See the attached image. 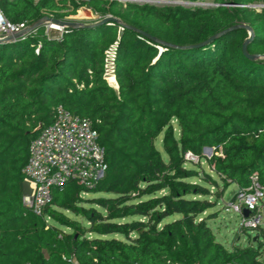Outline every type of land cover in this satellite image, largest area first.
Wrapping results in <instances>:
<instances>
[{"label": "trees", "instance_id": "1", "mask_svg": "<svg viewBox=\"0 0 264 264\" xmlns=\"http://www.w3.org/2000/svg\"><path fill=\"white\" fill-rule=\"evenodd\" d=\"M84 1L116 20L50 36L41 25L0 42V264H264V222L252 228L257 239L232 249L208 223L219 180L245 188L257 172L264 186V7L249 6L264 0ZM81 5L0 0L8 19L29 24L65 20ZM238 25L246 27L189 47ZM247 26L256 58L244 53ZM112 47L117 88L105 77ZM58 106L92 121L108 167L92 187L54 190L37 215L23 203V169ZM203 158L218 179L199 173Z\"/></svg>", "mask_w": 264, "mask_h": 264}, {"label": "built area", "instance_id": "2", "mask_svg": "<svg viewBox=\"0 0 264 264\" xmlns=\"http://www.w3.org/2000/svg\"><path fill=\"white\" fill-rule=\"evenodd\" d=\"M216 5V4H214ZM28 22L14 23L8 19L0 8V38L18 35L12 39H25L36 29H31ZM53 32H62L63 26L50 23ZM115 51H106L105 77H115ZM188 161L197 163L198 155L188 151ZM108 167L106 150L100 143L99 132L88 118L73 114L63 106H58L54 120L43 126L38 135L31 141L30 156L23 172L28 192L24 194L23 203L33 213L42 215L46 206L51 203L53 191L64 188L70 181L92 187L105 174ZM264 200V186L259 181L258 173L251 176V185L239 188L229 202L227 210L242 214L241 227L255 228L262 223L261 207ZM251 213L244 216L243 210ZM30 264V263H22ZM73 264H78L74 262Z\"/></svg>", "mask_w": 264, "mask_h": 264}, {"label": "rangeland", "instance_id": "3", "mask_svg": "<svg viewBox=\"0 0 264 264\" xmlns=\"http://www.w3.org/2000/svg\"><path fill=\"white\" fill-rule=\"evenodd\" d=\"M78 1L81 2L82 5L77 10V13L71 14V15L65 17V21H73L76 23L89 25V24H93V23L102 21L103 19L111 16V15L101 16V15L95 13L91 9V7L86 3V1H84V0H78ZM120 1L125 2L127 0H120ZM137 1L145 2V1H149V0H137ZM153 2L187 4V3H184L183 1H178V0L177 1L176 0H153ZM189 4H191V3L189 2ZM198 4L214 5L215 3H213V1H205V2H199ZM249 6L254 7L257 10H261L264 7V2L250 3ZM49 25H50V23H45L43 25L45 33L49 36L52 34H56L53 31H51ZM33 33H37V31H35ZM108 80L113 85H115L113 76H111V75L108 76ZM156 145H157L158 149L161 150L163 155L166 156L164 148H163V143H162V135L157 139ZM203 153L207 157H211L213 155V149L210 151V150H207L204 148ZM201 167L202 168H197L199 173L202 174L204 171H208L213 177L218 179L216 174L210 170L208 164L205 162V158L202 159ZM200 177H202V176L194 177V178H192V180L193 181H201ZM219 185L220 186L218 188H215L213 186L210 187V189L213 193L212 194L213 196H210V199L216 201V205L209 212L217 211V216L211 217L208 220L210 227L212 228L214 234L216 235V239L219 242H221L222 244H224L226 246V248H228V249H232L234 247V245H246L248 243L249 236L252 237L253 239H257L258 235L256 234V231L254 229L247 228V230H245L241 227L242 217H243L242 214L239 212H236L234 210H227V208L225 206V203L229 202L233 198V196L236 194V192L238 191L237 185L235 183H231L225 188L223 186V183L220 180H219ZM28 188L29 187L27 186L26 192H28ZM82 195H83V198H85V199H93L95 197H100V196H109L108 193L93 194V193H86V192H84ZM87 205H91V204H87ZM68 214L72 218L77 219V220L81 221L82 223L86 224V221L81 216L75 215V214L70 213V212H68ZM261 214L264 216V205L261 207ZM178 217H179V215L176 214L172 217L167 218L166 220H173V219H176ZM263 222H264V219L262 220V223ZM64 229L67 231H70V232L72 231L69 228H64Z\"/></svg>", "mask_w": 264, "mask_h": 264}, {"label": "water", "instance_id": "4", "mask_svg": "<svg viewBox=\"0 0 264 264\" xmlns=\"http://www.w3.org/2000/svg\"><path fill=\"white\" fill-rule=\"evenodd\" d=\"M116 20V18L110 16V17H107L105 19H103L102 21H99V22H96V23H93V24H89V25H84V24H81V23H76V22H73V21H65V20H59V19H55V18H51V17H48V16H45L43 17L42 19H40L39 21H37L36 23H33L31 25V29H36L38 27H40L41 25H44L45 23H55V24H58L60 26H63V27H79V26H82V27H87V28H92V27H96V26H100L102 24H105V23H109L111 21H114ZM238 27H246L245 25H238V26H234V27H231V28H228L224 31H221L220 33H217L213 36H211L208 40L198 44V45H192V46H189V47H195V46H203L205 44H207L208 42L210 41H213L214 39L230 32L231 30L233 29H236ZM247 29L249 31V37L245 40L244 44H243V49H244V53L245 55H247L249 58H256L255 55H251L249 54L248 52V44L252 41L253 37H254V34H253V31L251 30L250 27L247 26ZM18 37V35H13V36H8V37H5V38H0V42H3V41H10L14 38ZM153 38V37H152ZM42 126H39L37 129H41ZM205 149L207 150H212V148L210 147H206ZM250 211L248 209H244L243 210V214L244 216L248 217L250 215Z\"/></svg>", "mask_w": 264, "mask_h": 264}, {"label": "crops", "instance_id": "5", "mask_svg": "<svg viewBox=\"0 0 264 264\" xmlns=\"http://www.w3.org/2000/svg\"><path fill=\"white\" fill-rule=\"evenodd\" d=\"M238 187V186H237Z\"/></svg>", "mask_w": 264, "mask_h": 264}]
</instances>
